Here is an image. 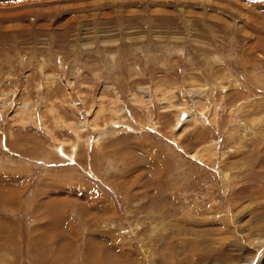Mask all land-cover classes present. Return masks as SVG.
Masks as SVG:
<instances>
[{"label":"rangeland","instance_id":"obj_1","mask_svg":"<svg viewBox=\"0 0 264 264\" xmlns=\"http://www.w3.org/2000/svg\"><path fill=\"white\" fill-rule=\"evenodd\" d=\"M0 264H264V0H0Z\"/></svg>","mask_w":264,"mask_h":264},{"label":"water","instance_id":"obj_2","mask_svg":"<svg viewBox=\"0 0 264 264\" xmlns=\"http://www.w3.org/2000/svg\"><path fill=\"white\" fill-rule=\"evenodd\" d=\"M185 115H186V113H183V114H182V116H185Z\"/></svg>","mask_w":264,"mask_h":264},{"label":"bare ground","instance_id":"obj_3","mask_svg":"<svg viewBox=\"0 0 264 264\" xmlns=\"http://www.w3.org/2000/svg\"><path fill=\"white\" fill-rule=\"evenodd\" d=\"M49 215V214H48Z\"/></svg>","mask_w":264,"mask_h":264}]
</instances>
